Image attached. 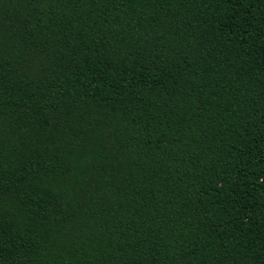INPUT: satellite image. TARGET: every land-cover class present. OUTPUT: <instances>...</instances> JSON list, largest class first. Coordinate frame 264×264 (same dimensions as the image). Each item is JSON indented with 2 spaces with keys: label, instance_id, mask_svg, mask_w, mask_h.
<instances>
[{
  "label": "trees",
  "instance_id": "trees-1",
  "mask_svg": "<svg viewBox=\"0 0 264 264\" xmlns=\"http://www.w3.org/2000/svg\"><path fill=\"white\" fill-rule=\"evenodd\" d=\"M0 264H264V0H0Z\"/></svg>",
  "mask_w": 264,
  "mask_h": 264
}]
</instances>
